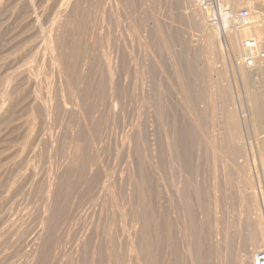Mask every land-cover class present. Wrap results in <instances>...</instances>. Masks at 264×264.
<instances>
[{
	"label": "rangeland",
	"instance_id": "374dc122",
	"mask_svg": "<svg viewBox=\"0 0 264 264\" xmlns=\"http://www.w3.org/2000/svg\"><path fill=\"white\" fill-rule=\"evenodd\" d=\"M17 1L0 2V264H149V226L158 221L162 258L166 197L180 181L186 239L202 230L212 244L210 264L223 254L241 264L239 253L255 239L258 255L264 251V74L247 83L239 77L240 55L224 28L211 26L206 14L203 29L192 20L197 0L192 8L184 0H70L71 16L61 7L69 0H34L37 16L29 0ZM222 6L248 9L264 29V0ZM56 20L70 26L62 35L71 48L63 50L74 55L67 54L70 82L50 65L45 30ZM218 29L212 43L208 33Z\"/></svg>",
	"mask_w": 264,
	"mask_h": 264
},
{
	"label": "bare ground",
	"instance_id": "6f19581e",
	"mask_svg": "<svg viewBox=\"0 0 264 264\" xmlns=\"http://www.w3.org/2000/svg\"><path fill=\"white\" fill-rule=\"evenodd\" d=\"M9 1H11V0H9ZM14 1V0H13ZM17 1V0H16ZM28 1V0H27ZM30 1V7L31 6H35V2H34V0H29ZM28 1V2H29ZM36 1V0H35ZM39 1V0H38ZM50 1H53V0H50ZM49 1V2H50ZM63 0H61V2H62ZM66 1H68V0H66ZM76 1H78V0H76ZM82 1V0H81ZM84 1V0H83ZM195 1V0H194ZM1 3L2 2H5V0L3 1H0ZM20 2V1H19ZM18 1H17V5L15 4V6H16V8H19V7H17L18 6V3H19ZM23 2H25V1H23ZM40 2V1H39ZM54 2H59V0H55ZM60 2V3H61ZM72 2V1H71ZM233 2V1H232ZM248 2V4H249V1H247ZM26 3V2H25ZM47 5H48V1H46L45 2ZM45 3H43V4H45ZM52 3V2H51ZM59 3V4H60ZM64 4L65 3H67V2H63ZM63 3H62V10H63V6H66V7H64L65 8V10H64V15L65 14H69L70 13V0H69V4H65V5H63ZM78 3H79V1H78ZM78 3H77V5H78ZM92 3V2H91ZM184 3H185V5H188L189 7H191L192 8V6H193V0H184ZM228 3V0H220V6L221 5H226ZM4 4V3H3ZM12 4H14V2L13 3H9V5H12ZM24 4V3H23ZM81 4V3H80ZM243 4V2H239L236 6H234V8L236 7V8H238V7H240L241 5ZM41 5V4H40ZM46 5V6H47ZM76 5V6H77ZM90 5V4H89ZM247 5V4H246ZM2 6V5H1ZM0 6V7H1ZM5 6V5H4ZM52 6V5H51ZM54 6V5H53ZM243 6V5H242ZM248 6H250L251 7V3L248 5ZM3 7V6H2ZM6 7H8L7 5H6ZM12 7V9H13V7L14 6H11ZM26 7H27V3H26ZM33 7H31V8H33ZM38 7H40L39 5H38ZM37 7V8H38ZM41 7H43L44 9H45V7L44 6H41ZM49 7H50V5H49ZM48 7V8H49ZM56 7V6H55ZM57 7H59V6H57ZM79 7V6H78ZM195 7V6H194ZM254 7V6H253ZM15 8V7H14ZM28 8V7H27ZM88 8V7H87ZM96 8V7H95ZM9 9V8H8ZM30 9V8H29ZM41 8H39V10H40ZM43 9V10H44ZM50 9V8H49ZM48 9V10H49ZM82 9V8H81ZM85 9H86V7H85ZM3 10H5V9H3ZM2 10V11H3ZM11 10V9H10ZM9 10V11H10ZM22 10H24V9H22ZM30 10H32V9H30ZM29 10V11H30ZM38 10V11H39ZM59 10V9H58ZM90 10V9H89ZM8 11V12H9ZM21 11V10H20ZM25 11V10H24ZM36 11V8L34 7V11H32V13L34 14V12ZM46 11H47V7H46ZM45 11V13H47L48 14V12H46ZM52 10H50V12H51ZM56 11H57V9H56ZM55 11V12H56ZM78 10H76V12H77ZM251 11L252 12H254L255 10H253V9H251ZM13 12V11H12ZM37 12V11H36ZM35 12V13H36ZM41 12V11H40ZM40 12H39V14H40ZM44 12V11H43ZM53 13L52 12V14H53V16H54V14L56 15V13ZM0 13H2V12H0ZM7 13V12H6ZM14 13H16V12H13V14ZM20 13V12H19ZM42 13V12H41ZM58 13V12H57ZM60 13V12H59ZM62 13V12H61ZM60 13V14H61ZM79 13V12H78ZM77 13V15H79ZM82 13V12H81ZM21 14V13H20ZM23 14V13H22ZM21 14V15H22ZM29 14V13H28ZM27 14V15H28ZM38 14V15H39ZM59 14V15H60ZM83 14V13H82ZM90 14V13H89ZM95 14V13H94ZM1 15V14H0ZM4 15V14H3ZM2 15V16H3ZM7 15H8V13H7ZM6 15V16H7ZM12 15V14H11ZM10 15V16H11ZM18 15V14H17ZM25 15V14H24ZM50 15V14H49ZM63 14H62V16L61 17H63L64 16ZM257 15V14H256ZM1 16V17H2ZM9 16V17H10ZM30 16V15H29ZM31 16H32V14H31ZM30 16V17H31ZM36 16H37V13H36ZM42 16V15H41ZM46 16H48V15H46ZM52 16V17H53ZM56 16H58V14L56 15ZM60 16H59V18L58 19H61L60 18ZM68 16V15H67ZM69 16H71L70 14H69ZM82 16V15H81ZM13 17L14 16H12V19H13ZM16 17H18V16H16ZM15 17V18H16ZM28 17V16H27ZM30 17H28L27 19L29 20L30 19ZM43 17H45V15L43 16ZM52 17H51V20H52V22H53V19H52ZM79 17V16H78ZM145 17V16H144ZM257 16H254L253 18H252V24H251V26H249V27H247V28H245V29H240V28H237V27H235L234 25H232V23L230 22V21H227V20H224L223 21V23H222V27L221 28H224V32H225V34L227 35V37H228V40H229V44H230V47H231V51H232V53H233V55H235V56H239L240 55V57L242 56V54H243V51H242V47H241V41H242V39L243 38H245V37H247V36H256L260 41H263L264 40V29L262 28V27H260V25L258 24L257 25V20L255 19ZM4 18H5V16H4ZM8 18V17H7ZM21 18V17H20ZM39 18H40V15H39ZM37 19V22H35V23H39L40 22V19ZM47 18V17H46ZM69 19L70 18H72V17H68ZM67 18V19H68ZM81 18V17H80ZM85 18H86V14H85ZM108 18V17H107ZM191 18H192V20L194 21V23L196 24V25H199L200 26V28L202 27V29L205 27V24L207 23V22H205V20H207L206 19V16H205V13L204 12H202L199 8H194V9H192V13H191ZM9 19V18H8ZM8 19H6V20H8ZM23 19H25V17L23 18ZM26 19V20H27ZM34 19H35V17H34ZM35 19V20H36ZM74 20H75V18H73ZM2 20H3V17H2ZM15 20V19H14ZM21 20H22V18H21ZM21 20H19L20 21V23H23V22H21ZM25 20V21H26ZM43 20V19H42ZM50 20V21H51ZM65 19L63 18L62 20H60V21H64ZM79 20V19H78ZM82 20H83V18H82ZM4 21V20H3ZM2 21V22H3ZM11 21V20H10ZM23 21V20H22ZM31 21V20H30ZM50 21H47V22H49L50 23ZM57 21V20H56ZM72 21V19L69 21V25H70V22ZM81 21V20H80ZM86 21V20H85ZM96 21H97V19H96ZM99 22H100V20H98ZM102 21V20H101ZM42 22V21H41ZM40 22V23H41ZM44 22V21H43ZM65 22V21H64ZM64 22H54L53 23V25L50 27V28H48V29H46L45 30V32H46V34H47V47H48V50H49V52L51 53V63L52 64H50V65H54V67H56L58 70V72H59V74H60V76L62 75L63 77H65V81H67L68 80V77H66L65 75H67L66 73L70 70L71 71V68H70V62L67 60V59H69L68 58V56H67V54L68 53H66L65 51H66V49H65V46L64 45H68L66 42H65V40L63 39L64 38V36H62L65 32H66V28H65V25H68V24H66V23H64ZM67 22V21H66ZM73 22V21H72ZM90 22V21H89ZM98 22V23H99ZM13 23V22H12ZM18 23V22H17ZM32 23V22H31ZM34 23V24H35ZM81 23H83L82 21H81ZM101 23H103V22H101ZM4 24V23H3ZM2 24V25H3ZM26 24V23H25ZM30 24V23H29ZM44 24V23H43ZM42 24V26H44ZM74 24V23H73ZM15 25V24H14ZM20 25V24H19ZM21 25H24V24H21ZM28 25V24H27ZM33 25V24H32ZM68 25V26H69ZM99 25V24H98ZM98 25H96V26H98ZM102 25V24H101ZM5 26V25H4ZM16 26H17V24H16ZM35 27L37 26V25H34ZM39 27L41 26V25H38ZM48 26V25H47ZM46 26V27H47ZM82 26H83V24H82ZM81 25H80V27H82ZM156 26V25H155ZM18 27H20V26H18ZM30 27H32L31 25H30ZM29 27V28H30ZM67 27V26H66ZM70 27V26H69ZM87 27V26H86ZM90 27V26H89ZM24 28H26V27H24ZM37 28V27H36ZM42 28V27H41ZM41 28H39V29H41ZM44 28V27H43ZM42 28V29H43ZM92 28V27H91ZM94 28H96L95 26H94ZM100 29H101V27H99ZM2 28H0V30H1ZM4 29V28H3ZM2 29V30H3ZM33 29H35V28H33ZM33 29H32V31H33ZM41 29V30H42ZM45 29V28H44ZM81 29V28H80ZM87 29V28H86ZM209 29V28H208ZM11 30H13V29H11ZM20 30H22V29H20ZM26 30V29H25ZM29 30H31V29H29ZM96 30V29H95ZM99 30V29H98ZM222 30H220V29H218V30H214V32L211 34L210 32L208 33V36L210 37V40H211V42L212 43H214L215 41H218V35H219V32L220 31H222ZM27 31H28V29H27ZM36 31H38V30H36ZM70 31V30H69ZM78 32H79V29L77 30ZM81 31H82V29H81ZM90 32H91V30H89ZM100 31V30H99ZM6 32V31H5ZM24 32V31H23ZM43 32V31H42ZM72 32V31H71ZM93 32V31H92ZM97 32V31H96ZM103 32V31H102ZM106 32V31H105ZM207 32V31H206ZM12 33V32H11ZM10 33V34H11ZM20 33V32H19ZM22 33V32H21ZM24 33H26V31L24 32ZM23 33V34H24ZM28 33V32H27ZM32 33H35V32H32ZM31 33V34H32ZM40 33V32H39ZM81 33V32H80ZM87 33V32H86ZM100 33V32H99ZM104 33V32H103ZM123 33V32H122ZM1 34V33H0ZM13 34V33H12ZM18 34V33H17ZM72 34V33H71ZM83 34V33H82ZM91 34V33H90ZM107 34V33H106ZM110 34V33H109ZM15 35V34H14ZM13 35V36H14ZM20 35V34H19ZM19 35H17V37H19ZM36 35V34H35ZM35 35H34V38L35 39H39L41 36H39V35H37V37L39 36V38H36L35 37ZM67 36H68V34H66ZM73 35V34H72ZM87 35V34H86ZM97 35V34H96ZM100 35H102L101 33H100ZM100 35H99V37H100ZM173 35V34H172ZM16 36V35H15ZM31 36V35H30ZM45 36V35H44ZM77 36V34L74 36V37H76ZM85 36V35H84ZM88 36V35H87ZM109 37H110V35H108ZM2 37V36H1ZM12 37V36H11ZM91 37V36H90ZM89 37V38H90ZM98 37V36H97ZM15 38L16 37H14L13 39L15 40ZM42 38V37H41ZM66 38V37H65ZM72 38V37H71ZM86 38V37H85ZM94 38V37H93ZM16 39H18V38H16ZM34 39V41H36ZM68 39V38H67ZM70 39V38H69ZM99 39V38H98ZM102 39V38H101ZM100 39V40H101ZM109 39V41H110V38H108ZM11 40L12 39H9V41L11 42ZM19 40V39H18ZM29 40H30V38H29ZM31 40H32V38H31ZM41 40V39H40ZM43 40L44 39H42V42H43ZM79 40V39H78ZM77 40V41H78ZM81 40V39H80ZM79 40V41H80ZM83 40V39H82ZM9 41H7V42H9ZM13 41V40H12ZM25 41H28V39H25ZM38 41V40H37ZM46 41V40H45ZM67 41V40H66ZM88 41V40H87ZM86 41V42H87ZM107 41V40H106ZM203 41H204V39H203ZM96 42V41H95ZM111 42V41H110ZM15 43V42H14ZM23 44H24V41L22 42ZM29 43H30V41H29ZM33 43H36V44H38L37 42H33ZM70 43L72 44V42L70 41ZM75 43V42H74ZM91 43H92V41H91ZM97 43V42H96ZM107 43H109L108 41H107ZM8 44H10V43H8ZM43 44H44V42H43ZM85 44H89V43H85ZM95 44V43H94ZM32 45V43L30 44V46ZM70 45V44H69ZM69 45H68V48L69 49H71L70 47H69ZM77 45V44H76ZM217 45V44H216ZM39 46V45H38ZM45 46V45H44ZM79 46V45H78ZM113 46V45H112ZM205 46H206V44H205ZM204 46V47H205ZM12 47V46H11ZM18 47V46H17ZM26 48H27V46H25ZM43 47V46H42ZM46 47V46H45ZM74 47V46H73ZM82 47V46H81ZM109 47H110V45H109ZM212 47V46H211ZM219 47V46H218ZM14 48V47H13ZM25 48V49H26ZM38 48V47H37ZM75 48V51H76V47H74ZM221 48V47H220ZM18 49V48H17ZM16 49V50H17ZM29 49V48H28ZM39 49H40V46H39ZM63 49H65V51L63 50ZM73 49V48H72ZM12 50V49H11ZM20 50H22L21 49V47H20ZM44 50V49H43ZM77 50H78V47H77ZM214 50V49H213ZM218 50V49H217ZM220 50V49H219ZM218 50V51H219ZM10 51V50H9ZM29 51V50H28ZM42 51V50H41ZM46 51H47V49H46ZM74 51V49H73V52H75ZM211 51H212V49H211ZM217 51V52H218ZM221 51V50H220ZM77 52V51H76ZM204 52V51H203ZM207 52V51H206ZM9 53V52H8ZM22 53H24L23 51L21 52V54ZM29 53V52H28ZM46 53V52H45ZM70 53V52H69ZM33 54H34V52H33ZM32 54V55H33ZM35 54H38V53H35ZM34 54V55H35ZM41 54H43V53H41ZM76 54V53H75ZM222 54V53H221ZM25 55H27V54H25ZM33 55V56H34ZM46 55V54H45ZM44 55V56H45ZM68 55H70V54H68ZM73 55V54H72ZM72 55H70V56H72ZM18 56V55H17ZM28 57H29V55H27ZM43 56V55H42ZM43 56V57H44ZM49 56H50V54H49ZM74 56V55H73ZM76 56V55H75ZM218 56V55H217ZM223 56V55H222ZM11 57H13V56H11ZM43 57H42V59H43ZM80 57V56H79ZM106 57V56H105ZM110 57V56H109ZM27 58V57H26ZM33 58V60L36 58V55H35V58L34 57H32ZM32 58H31V60H32ZM38 58L39 57H37V60H38ZM40 58H41V55H40ZM176 58V57H175ZM6 59V58H5ZM13 59V58H12ZM18 59V58H17ZM46 59V58H45ZM50 59V58H49ZM72 59V58H71ZM108 59V58H107ZM106 59V60H107ZM113 59V58H112ZM22 60V59H21ZM79 60V59H78ZM117 60V59H116ZM172 60H173V58H172ZM240 60V59H239ZM7 61H8V59H7ZM14 61H16V60H14ZM23 61H25V59H23ZM44 61V60H43ZM71 61V60H70ZM75 61V60H74ZM114 61V60H113ZM140 61V60H139ZM175 61H177V60H175ZM35 62V61H34ZM239 62V61H238ZM22 63H24V62H22ZM21 63V64H22ZM47 62H46V60H45V64H46ZM78 63V62H77ZM116 63V62H115ZM176 63H178V61L176 62ZM180 63V62H179ZM207 63V62H206ZM211 63V62H210ZM13 64H14V62H11V60H10V62H6V64H3L4 66V69H5V71L8 69V71H10V68L13 66ZM48 64V63H47ZM175 64V63H174ZM16 65V64H15ZM43 65V64H42ZM41 65V66H42ZM74 65H76V64H74ZM118 65V64H117ZM180 65V64H179ZM208 65V64H207ZM206 65V66H207ZM20 66V65H19ZM23 66V65H22ZM29 66H30V64H29ZM29 66H27L28 67V69H29ZM37 66V65H36ZM44 66V65H43ZM77 66V65H76ZM75 66V67H76ZM115 66V65H114ZM229 66V65H228ZM21 67V66H20ZM24 67V66H23ZM108 67H109V65H108ZM111 67V66H110ZM180 67V66H179ZM2 68V67H1ZM25 68V67H24ZM42 68V67H41ZM107 68V67H106ZM178 68V67H177ZM211 69V65L208 67V69ZM14 69H16V68H14ZM23 69V68H22ZM28 69H27V71H28ZM38 69H40V67L38 68ZM51 69V68H50ZM115 69V68H114ZM207 69V70H208ZM2 70V69H1ZM18 69H16L15 70V72L17 71ZM35 70H36V68H35ZM44 70V69H43ZM42 70V71H43ZM53 70H54V68H53ZM68 70V71H67ZM75 70V69H74ZM113 70V69H112ZM132 70V69H131ZM137 70V69H136ZM11 71H13V70H11ZM27 71H25V72H27ZM39 72L41 71V70H38ZM38 71L37 72H35V73H38ZM48 71H49V69H48ZM73 71V70H72ZM109 71V70H108ZM107 71V72H108ZM179 71V70H178ZM181 71V70H180ZM18 72H20V71H18ZM21 72H22V70H21ZM24 72V71H23ZM23 72H22V74H23ZM30 71H28V73H29ZM52 72V71H51ZM238 72H239V77L242 79V80H244V81H246V83H247V81L249 80V79H251V78H253L255 75L257 76V75H262L263 76V74H264V64H260L257 68H255V70H253V69H247V67H245L244 65L242 66V64H241V67L239 68V70H238ZM9 73H12V72H9ZM14 73V72H13ZM33 73V72H32ZM43 73V72H42ZM69 73V72H68ZM121 73V72H120ZM208 73V72H207ZM59 74H58V76H59ZM14 75V74H13ZM15 75H17V74H15ZM24 75V74H23ZM26 75V74H25ZM33 75V74H32ZM44 76H45V74H43ZM72 75H73V73H72ZM110 75V74H109ZM111 75H112V73H111ZM208 75H209V73H208ZM9 76H10V74H9ZM54 76V75H53ZM74 76V75H73ZM108 76V75H107ZM117 76V75H116ZM43 77V76H42ZM47 77V76H46ZM115 77V76H114ZM186 77V76H185ZM210 77V76H209ZM7 78H8V76H7ZM7 78H5V81L6 80H8ZM11 78L13 79V76H11ZM27 78V77H26ZM29 78V77H28ZM118 78H120V77H118ZM178 78V77H177ZM2 79H4L3 77H2ZM10 79V78H9ZM17 79V78H16ZM19 79V78H18ZM44 79V78H43ZM46 79V78H45ZM57 79V78H56ZM114 79V78H113ZM116 79V78H115ZM31 80V79H30ZM30 80H29V82H30ZM36 80V79H35ZM61 80V79H60ZM73 80V79H72ZM76 80V79H75ZM108 80H109V83H110V79L108 78ZM186 80V79H185ZM18 81V80H17ZM41 81H42V79H41ZM117 81V80H116ZM119 81V80H118ZM9 82V81H8ZM21 82V81H20ZM33 82H35L34 80H33ZM37 82V81H36ZM59 82H62V81H59ZM64 82V81H63ZM62 82V83H63ZM68 82H70L69 80H68ZM10 83H11V81H10ZM27 83H28V80H27ZM31 84H30V86L32 85V82H30ZM38 83V82H37ZM65 83V82H64ZM96 83V82H95ZM108 83V82H107ZM23 84H25V83H23ZM29 84V83H28ZM61 84V83H60ZM12 85V84H11ZM37 85V84H36ZM66 85V84H65ZM71 85V84H70ZM95 85V84H94ZM108 85V84H107ZM113 85V84H112ZM117 85V84H116ZM121 85V84H120ZM6 86H7V82H6ZM25 86V85H24ZM29 86V85H28ZM29 86V87H30ZM33 86V85H32ZM31 86V87H32ZM62 86V85H61ZM67 86V85H66ZM72 86V85H71ZM97 86H99V85H97ZM196 86V85H195ZM248 86V85H247ZM9 87H11V86H9ZM9 87H7V88H9ZM37 87H38V85H37ZM39 87H40V85H39ZM63 87V86H62ZM68 87V86H67ZM114 87V86H113ZM124 87V86H123ZM24 88V87H23ZM22 88V89H23ZM27 88V86H25V89ZM94 88H96V87H94ZM112 88V87H111ZM32 89H34L33 91H36L35 90V87L34 88H32ZM39 89V88H38ZM50 89V88H49ZM81 89V88H80ZM100 89V88H99ZM98 89V90H99ZM108 91H109V89L108 88H106ZM5 90H7L8 92H9V89H5ZM12 90V89H11ZM27 90V89H26ZM41 90V89H40ZM70 90V89H69ZM76 90V89H75ZM112 90V89H111ZM117 90V89H116ZM116 90H115V92H116ZM44 91V90H43ZM79 91V90H78ZM29 92V91H28ZM40 92V91H39ZM77 92V91H76ZM94 92V91H93ZM30 93V92H29ZM28 93V94H29ZM41 93V92H40ZM49 94H50V92H48ZM47 93V94H48ZM56 93V92H55ZM71 94H72V92H70ZM83 93V92H82ZM95 93V92H94ZM98 93V92H97ZM109 93V92H108ZM6 94H8V93H6L5 92V95ZM10 94V93H9ZM19 95H21L20 94V92L18 93ZM24 94V93H23ZM22 94V95H23ZM42 94H44V93H42ZM115 94H118V92L117 93H115ZM114 94V95H115ZM162 94V93H161ZM18 95V96H19ZM30 95H31V93H30ZM29 95V96H30ZM33 95V94H32ZM32 95H31V97H32ZM86 95V94H85ZM89 95V94H88ZM96 95H99V94H96ZM112 95V94H111ZM119 95V94H118ZM7 96V95H6ZM17 96V97H18ZM24 96V95H23ZM34 96V95H33ZM35 96H36V94H35ZM42 96V95H41ZM73 96V95H72ZM84 96V95H83ZM108 96V95H107ZM213 96V95H212ZM12 97V96H11ZM16 97V96H15ZM39 98H40V96H38ZM49 97V96H48ZM47 97V100L48 99H50V98H48ZM57 97V96H56ZM61 97H63V96H61ZM77 97H79V96H77ZM100 97V96H99ZM109 97V96H108ZM111 97V96H110ZM114 97V96H113ZM118 97V96H117ZM127 97V96H126ZM237 97V96H236ZM5 99H6V97H4ZM21 98V97H20ZM33 98V97H32ZM42 98V97H41ZM40 98V99H41ZM52 98V97H51ZM86 98V97H85ZM122 98V95L120 96V99ZM125 98V97H124ZM124 98L122 99V100H124ZM4 99V100H5ZM9 99V98H8ZM13 99V98H12ZM29 99V98H28ZM109 99V98H108ZM115 99V98H114ZM118 99V98H117ZM14 100H15V98H14ZM35 100V99H34ZM97 100H99V99H97ZM2 101V100H1ZM8 101V100H7ZM11 101V100H10ZM9 101V102H10ZM29 101H31V100H29ZM39 101V100H38ZM40 101H42V100H40ZM100 101V100H99ZM98 101V102H99ZM116 101V100H115ZM251 101V100H250ZM6 102V101H5ZM9 102H8V104H9ZM24 102V101H23ZM36 102V101H35ZM49 102V101H48ZM50 102H51V99H50ZM81 102V101H80ZM91 102V101H90ZM97 102V103H98ZM46 103V102H45ZM82 103H83V101H82ZM85 103V102H84ZM95 103V102H94ZM110 103H111V101H110ZM109 103V104H110ZM114 103V102H113ZM112 103V104H113ZM251 103V102H250ZM34 104V103H33ZM99 104H100V102H99ZM106 105H107V103H105ZM76 105H78V104H76ZM82 105V104H81ZM85 105V104H84ZM83 105V106H84ZM102 105V104H101ZM111 105V104H110ZM36 106V105H35ZM97 106V105H96ZM114 106H115V104H114ZM164 106V105H163ZM50 107V106H49ZM82 107V106H81ZM81 107L79 108L80 110H81ZM116 107V106H115ZM139 107V106H138ZM208 107V106H207ZM61 109V108H60ZM69 109V108H68ZM83 109V108H82ZM110 109V108H109ZM109 109H108V111H109ZM115 109V108H114ZM167 109V108H166ZM3 110V109H2ZM33 110V109H32ZM52 110V109H51ZM50 110V111H51ZM126 110V109H125ZM62 111V110H61ZM69 111V110H68ZM89 111V110H88ZM123 111V110H122ZM1 112V111H0ZM4 113H5V111H3ZM66 112V111H65ZM113 112V111H112ZM116 112H117V110H116ZM36 113V112H35ZM51 113H53V112H51ZM81 113V112H80ZM9 114V113H8ZM111 114H113V113H111ZM69 115V114H68ZM67 115V116H68ZM73 115V114H72ZM114 115V114H113ZM116 115V114H115ZM3 116V115H2ZM116 117V116H115ZM35 118V117H34ZM38 119H40V118H38ZM8 120V119H7ZM35 120V119H34ZM47 120V119H46ZM45 120V121H46ZM49 120V119H48ZM43 122V121H42ZM11 123V122H10ZM44 123V122H43ZM49 123V122H48ZM176 123V122H175ZM45 124V123H44ZM210 124V123H209ZM28 125V124H27ZM27 125H26V127H27ZM43 126V125H42ZM25 127V128H26ZM41 127V126H40ZM185 127V126H184ZM33 128H35L34 127V124H33ZM28 129V128H27ZM27 129H26V131H27ZM99 129V128H98ZM258 129V128H257ZM30 130V129H29ZM34 130V129H33ZM38 130V129H37ZM72 130V129H71ZM25 131V133H27ZM40 131V130H39ZM49 131V130H48ZM42 132H43V130H42ZM46 132V131H45ZM44 132V133H45ZM29 134V133H28ZM31 135H33V134H31ZM46 135V134H45ZM47 136H48V134H47ZM51 136V135H50ZM50 136H48V137H50ZM166 136V135H165ZM41 137V136H40ZM27 138H28V136H27ZM166 138V137H165ZM47 139H49V138H47ZM32 140V139H31ZM51 140V139H50ZM30 141V140H29ZM39 141H41V140H39ZM213 141V140H212ZM37 142V141H36ZM43 142V141H42ZM45 142V141H44ZM116 142V141H115ZM30 143V142H29ZM38 143V142H37ZM40 143V142H39ZM76 143V142H75ZM78 143V142H77ZM42 144V143H41ZM71 144V143H70ZM80 143H78V145L73 149V150H75V149H77V151L80 149V145H79ZM44 145V144H43ZM42 145V146H43ZM64 145V144H63ZM72 145H73V142H72ZM35 146V145H34ZM48 146V145H47ZM49 146H50V144H49ZM52 146V145H51ZM74 146V145H73ZM33 148V147H32ZM41 148V147H40ZM43 148V147H42ZM44 148H46V147H44ZM48 148V147H47ZM67 148V147H66ZM71 148H72V146H71ZM49 149H50V147H49ZM261 151V155L263 156V161H264V145L262 146V147H260L259 148ZM32 150V149H31ZM70 151H72V149H69ZM68 150V151H69ZM35 151V150H34ZM42 151V150H41ZM68 151H66V152H68ZM69 151V152H70ZM113 152V151H112ZM157 152V151H156ZM82 153V152H81ZM180 153V152H179ZM182 153V152H181ZM35 155V154H34ZM228 157V156H227ZM261 157V156H260ZM262 158V157H261ZM30 160H31V157L29 158ZM180 159V158H179ZM33 160H35V159H33ZM71 160V159H70ZM164 161V160H163ZM28 162V161H27ZM48 162V161H47ZM67 164V163H66ZM217 165V164H216ZM211 168V167H210ZM18 172V171H17ZM179 176V175H178ZM233 177V176H232ZM239 183V182H238ZM178 186V185H177ZM184 187V188H183ZM185 187H186V184H185V182H183V181H180L179 182V188H178V190L176 189V191L174 190L173 192H170V193H168V195H167V197H166V209H167V211H166V213H165V219H166V221L164 222V230H166V235H165V241H164V248H163V253L161 254L162 255V258H161V256H160V254H159V246H160V244H159V241H158V230H159V226H158V221H154V222H152V224H150V226H149V264H210L209 263V253H208V250H207V248L210 246L211 247V245L212 244H209V242L208 241H206L205 239H203V234H202V230L199 232V233H197V235H196V239L195 240H193V241H191V240H187L186 239V234H187V230H188V228H187V226H186V222H185V216H187V215H185V213H186V211L183 209V197H184V195L182 194L183 192H184V190H181L182 188L183 189H185ZM113 190V189H112ZM187 191V190H186ZM213 191V190H212ZM187 193V192H186ZM185 193V194H186ZM215 194V193H214ZM185 201H186V199H185ZM13 203V202H12ZM256 203V202H255ZM187 204V203H186ZM255 205H257V203L255 204ZM185 206V205H184ZM188 206V205H187ZM186 207V206H185ZM182 209V210H181ZM187 210V209H186ZM187 211H189V210H187ZM4 212V211H3ZM160 213V212H159ZM188 213V212H187ZM154 217H158L157 215L155 216V215H153ZM189 216H191V215H189ZM198 216V215H197ZM200 216V215H199ZM192 217V216H191ZM193 218H195V216L193 217ZM202 218V217H201ZM161 221V220H160ZM159 221V222H160ZM193 221V220H192ZM202 221V220H201ZM195 222V221H194ZM198 222H199V220H198ZM216 222V221H215ZM196 224H197V222H195ZM188 224V223H187ZM45 225V224H44ZM262 226H263V224H261ZM197 226H198V224H197ZM199 226H201V225H199ZM203 226V228L205 227L204 225H202ZM216 227V226H215ZM221 227V226H220ZM259 227V226H258ZM194 228V227H193ZM260 228V232H259V234H260V238H261V242L262 243H264V229L262 230V228L261 227H259ZM201 229V228H200ZM206 230V229H205ZM196 231H197V229H196ZM258 231V230H257ZM256 232V231H255ZM165 233V232H164ZM254 233V232H253ZM256 233H258V232H256ZM163 234V233H162ZM247 234V233H246ZM258 234V235H259ZM206 236V235H205ZM204 236V237H205ZM231 236V235H230ZM252 238V237H251ZM163 239V238H162ZM227 239V238H226ZM257 240V241H256ZM224 242V241H223ZM36 243V242H35ZM216 243V247L218 248V245L220 244L221 245V243H220V240H218V241H216L215 242ZM258 243V239H255L253 242H251L250 244H248L247 245V247H245L240 253H239V256H238V261H239V263L241 262V264H257L256 263V258L255 257H257V255H258V251H259V249H258V246L257 245H259V244H257ZM243 244V243H242ZM247 244V243H246ZM35 246H36V244H34ZM38 245V244H37ZM262 245V244H261ZM229 246V245H228ZM227 246V247H228ZM32 247V246H31ZM223 247V246H222ZM37 249V248H36ZM133 249V248H132ZM138 249V248H137ZM222 249V248H221ZM227 249V248H226ZM239 249V248H238ZM262 249H263V247H262ZM33 250V249H32ZM143 250V249H142ZM30 251V250H29ZM226 251V250H225ZM33 252H36V251H33ZM29 253V252H28ZM36 253H38V251L36 252ZM36 253H34V254H36ZM40 253V252H39ZM228 253V252H227ZM19 254V253H18ZM224 256H220V258L218 259V261H216L215 260V263L216 264H228V262H229V258H228V256H227V254H223ZM32 256H34V255H32ZM218 257V256H217ZM138 259H139V261H143V258L141 259V257H140V255H138ZM236 260V259H235ZM144 264V263H143ZM231 264V263H230Z\"/></svg>",
	"mask_w": 264,
	"mask_h": 264
},
{
	"label": "built area",
	"instance_id": "2783aa9c",
	"mask_svg": "<svg viewBox=\"0 0 264 264\" xmlns=\"http://www.w3.org/2000/svg\"><path fill=\"white\" fill-rule=\"evenodd\" d=\"M220 0H197L198 8L204 12L211 26L220 28L224 20L230 21L237 28L245 29L252 24L248 9L235 11L231 8L220 6ZM241 47L243 54L240 64L249 69H255L264 64V48L262 42L256 36H248L242 39ZM257 264H264V251L257 257Z\"/></svg>",
	"mask_w": 264,
	"mask_h": 264
}]
</instances>
